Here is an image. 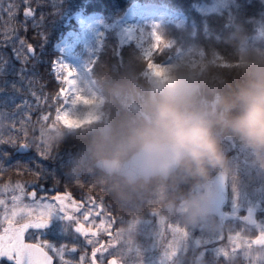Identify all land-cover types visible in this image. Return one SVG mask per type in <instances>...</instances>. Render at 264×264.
Segmentation results:
<instances>
[{
    "label": "trees",
    "instance_id": "trees-1",
    "mask_svg": "<svg viewBox=\"0 0 264 264\" xmlns=\"http://www.w3.org/2000/svg\"><path fill=\"white\" fill-rule=\"evenodd\" d=\"M25 1L0 0V152L10 156L19 144H27L29 151L15 156L29 159L26 172L37 175L40 185L70 194L88 210L105 208L126 241L122 256L150 247L152 254L168 250L167 264H264V257L259 260L248 250L229 251V235L241 231L248 238L257 236V229L239 218L227 219L223 240L200 247L189 243L171 249L169 230L179 224L190 229L192 239L214 235L217 220L212 219L210 229L193 228L180 208L219 169L230 173L233 193L264 203V191H256L264 186V0ZM134 2L181 13L184 20L166 21L158 28L159 48L151 58L134 42L121 44L116 31L107 30L91 68L104 98V118L67 127L56 116L63 104V83L53 72L59 56L55 44L69 26L67 17L79 10L98 11L112 21ZM28 5L33 13L24 17L22 8ZM179 49L188 55L203 51L208 58L220 56L225 63H210L194 80L192 93L160 92L145 71L151 60L162 62ZM203 113L205 119H194ZM174 126L204 127L210 135L189 138L203 145V154L186 158L168 180L155 177L130 184L95 167L99 158L129 157L148 140H175L169 133ZM18 163L12 164L15 174ZM160 219L164 228L157 226ZM137 220L144 224L134 229Z\"/></svg>",
    "mask_w": 264,
    "mask_h": 264
},
{
    "label": "rangeland",
    "instance_id": "rangeland-1",
    "mask_svg": "<svg viewBox=\"0 0 264 264\" xmlns=\"http://www.w3.org/2000/svg\"><path fill=\"white\" fill-rule=\"evenodd\" d=\"M156 7V5L134 3L123 17L112 21H108L103 13L97 11L84 12L79 10L70 16L71 21L68 23L66 33L55 44L59 56L53 64V72L57 80L63 83V89L60 92L63 104L57 111V118L63 124L69 128H75L85 123L98 122L104 117V99L93 78H91L90 69L108 29L113 28L117 31L121 43L130 41L136 43L147 57H151L158 50L160 41L157 34L158 26L168 17L175 20L181 18ZM210 63L223 62L219 56L208 58L203 51L188 55L179 49L162 62L152 60L146 69V75L155 88L164 93L173 96L186 94L196 89L195 78ZM131 105L139 110L137 104L132 103ZM206 116L207 113H203L195 116L194 119L203 120ZM191 199L183 207L187 213L200 200V197L196 195ZM228 205V212L231 214H237L239 210L246 208L250 211L248 216L253 215L255 217L256 210L264 211V208H260L261 203H243L239 201L237 196H234ZM261 221L264 222V218ZM142 223L144 224V221L136 223L134 229H137ZM146 224L149 229L154 226L151 220L147 221ZM262 225L264 226L260 223V226ZM157 226L164 228V222L160 220L157 222ZM193 226L201 229L212 228L210 219L207 217L196 218ZM169 230L172 232L173 242L171 245H174V248H181L182 243L188 244L190 242L192 234L187 229L170 226ZM219 233V235L214 234L202 238L204 241L200 239L201 237L194 241L198 244L212 243L216 241L218 236H223L221 230ZM239 238V235L229 237L232 241ZM165 260L166 257L162 256L158 259V264H163Z\"/></svg>",
    "mask_w": 264,
    "mask_h": 264
},
{
    "label": "flooded vegetation",
    "instance_id": "flooded-vegetation-1",
    "mask_svg": "<svg viewBox=\"0 0 264 264\" xmlns=\"http://www.w3.org/2000/svg\"><path fill=\"white\" fill-rule=\"evenodd\" d=\"M14 154L0 152V168L9 166L0 174V264H91L87 239L73 236L82 225L74 216L81 212L87 222V211L73 208L70 194L40 185L37 175L26 172L29 159Z\"/></svg>",
    "mask_w": 264,
    "mask_h": 264
},
{
    "label": "water",
    "instance_id": "water-1",
    "mask_svg": "<svg viewBox=\"0 0 264 264\" xmlns=\"http://www.w3.org/2000/svg\"><path fill=\"white\" fill-rule=\"evenodd\" d=\"M171 134L178 138L175 142L147 141L126 160L102 158L95 165L109 175H120L131 183L144 179L148 182L154 176L168 178L181 165L184 158L201 156L202 146L195 142H187V136L198 133L210 134L201 128L173 127ZM230 139V137H228ZM20 151H27L22 146ZM229 175L224 170H219L204 183V196L201 202L191 212L192 215L215 214L224 216V206L229 199ZM96 263V262H95ZM94 263V264H95ZM110 264H118L115 259Z\"/></svg>",
    "mask_w": 264,
    "mask_h": 264
}]
</instances>
